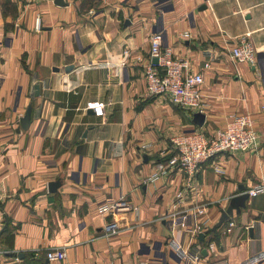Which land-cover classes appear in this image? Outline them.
I'll use <instances>...</instances> for the list:
<instances>
[{
    "label": "crops",
    "instance_id": "1",
    "mask_svg": "<svg viewBox=\"0 0 264 264\" xmlns=\"http://www.w3.org/2000/svg\"><path fill=\"white\" fill-rule=\"evenodd\" d=\"M62 1L0 0V264H264V191L211 230L240 186L264 185V0ZM154 33L202 73L200 111L148 94ZM242 37L252 62L230 56ZM96 100L107 104L103 116L85 109ZM195 112L204 114L201 126ZM233 114L254 120L255 151L204 161L190 188L178 168L148 180L157 161L175 154L171 137L210 135ZM119 197L128 211L98 212ZM197 203L203 215L173 224L172 214H190ZM108 222L117 234L106 236ZM171 238L201 259L180 258ZM51 249L66 257L48 261Z\"/></svg>",
    "mask_w": 264,
    "mask_h": 264
},
{
    "label": "built area",
    "instance_id": "2",
    "mask_svg": "<svg viewBox=\"0 0 264 264\" xmlns=\"http://www.w3.org/2000/svg\"><path fill=\"white\" fill-rule=\"evenodd\" d=\"M35 29H40L39 17L35 19ZM183 37H188L187 31L182 33ZM231 58L239 63L252 62L255 56L253 47L243 37L238 40L236 46L231 49ZM153 58L157 62L152 61ZM208 64H205V67ZM146 80V89L149 95L167 94L171 101L185 109L200 111L202 108L200 84L203 82L201 72H192L189 69V62L186 58L174 57L169 47L162 45V35L154 33L149 39V60L144 68ZM106 102L96 100L88 102L85 109H92L97 116H103L105 113ZM257 132L254 126V120L248 114H233L229 120L217 128L210 135L202 133L186 132L171 137L172 144L175 148V154L171 155L164 161H157L155 171L149 176V181H155L159 177L166 176L173 168L181 169L185 178V187L190 188L199 171L200 164L213 158L214 156L228 152H247L257 149ZM264 191V185H256L254 188L247 190L248 196H255L257 193ZM177 197L182 196L179 191ZM131 205L123 197L109 200L98 207L101 214H112L125 212L130 209ZM205 206L197 203L192 207L191 213H180L177 216L171 215L174 225L185 227L187 218L191 215L197 218L203 215ZM196 229H201V224L194 221ZM233 222H229V228ZM2 221L0 219V230ZM106 236L115 235L119 231V226L115 222H108L104 226ZM170 246L175 250L182 259L198 262L201 259L199 249L187 250L181 244L171 238ZM48 261H59L66 257L62 249H51L45 253ZM216 264V263H210Z\"/></svg>",
    "mask_w": 264,
    "mask_h": 264
},
{
    "label": "water",
    "instance_id": "3",
    "mask_svg": "<svg viewBox=\"0 0 264 264\" xmlns=\"http://www.w3.org/2000/svg\"><path fill=\"white\" fill-rule=\"evenodd\" d=\"M54 3L57 4V5H65L66 3H64L62 0H54ZM204 7H202L201 9H203ZM152 61L154 63L157 62V59L156 58H153ZM73 67L72 65H68L65 67V71H69L71 70ZM34 88V96H38L39 95V88H40V85L39 84H35L33 86ZM31 111H32V105L31 104H28V106L26 107V110L23 114L22 117H20L19 119V128L22 129V130H26L28 129L29 125H30V122H31ZM193 121L201 126L203 124V121H204V114H202L201 112H195L193 114ZM19 130V129H17ZM60 185V181L57 180V181H53V182H50L48 183V190L49 191H55V189L57 188V186ZM239 189L241 190V192L239 194H236L232 197H230L229 199V202H228V205L225 209L221 210V215L218 219V221L211 227V230L214 231L216 230L218 227L221 226V224L226 221L228 219L229 216L232 215L233 213V210H235L236 213H239L241 208H244L245 207V201L246 199L248 198V194L247 192H245L243 190V187L240 186ZM204 239V233L200 232L198 235H197V240L199 242H201L202 240ZM203 254H205V250L202 251Z\"/></svg>",
    "mask_w": 264,
    "mask_h": 264
},
{
    "label": "trees",
    "instance_id": "4",
    "mask_svg": "<svg viewBox=\"0 0 264 264\" xmlns=\"http://www.w3.org/2000/svg\"><path fill=\"white\" fill-rule=\"evenodd\" d=\"M1 231V230H0ZM207 233H212L211 230H208Z\"/></svg>",
    "mask_w": 264,
    "mask_h": 264
},
{
    "label": "rangeland",
    "instance_id": "5",
    "mask_svg": "<svg viewBox=\"0 0 264 264\" xmlns=\"http://www.w3.org/2000/svg\"><path fill=\"white\" fill-rule=\"evenodd\" d=\"M46 257V256H45Z\"/></svg>",
    "mask_w": 264,
    "mask_h": 264
}]
</instances>
